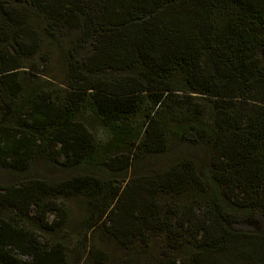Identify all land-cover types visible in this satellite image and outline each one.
Wrapping results in <instances>:
<instances>
[{
    "label": "trees",
    "instance_id": "16d2710c",
    "mask_svg": "<svg viewBox=\"0 0 264 264\" xmlns=\"http://www.w3.org/2000/svg\"><path fill=\"white\" fill-rule=\"evenodd\" d=\"M64 32L89 49L81 60L67 51L65 101L30 94L19 127L0 125V164L24 169L48 140L51 156L92 160L83 105L108 144L129 142L109 155L103 145L108 168H135L146 153L169 164L123 185L78 174L0 186V264H65L64 246L3 215L32 212L50 230L67 220L58 194L102 196L105 230L129 250L163 233L153 264H264V0H0V87L17 97L22 60Z\"/></svg>",
    "mask_w": 264,
    "mask_h": 264
},
{
    "label": "rangeland",
    "instance_id": "374dc122",
    "mask_svg": "<svg viewBox=\"0 0 264 264\" xmlns=\"http://www.w3.org/2000/svg\"><path fill=\"white\" fill-rule=\"evenodd\" d=\"M75 37L76 35L71 32H64L58 36L57 42L52 43L44 38L35 55L22 60L24 67L19 74L22 85L20 94L14 98L0 87L1 126L19 127L20 113L26 109L28 104L26 98L30 94L50 96L55 104L64 103L65 92L69 90L67 51L75 46V55L80 60L89 51L87 45L80 44ZM33 67L38 69L37 72L32 70ZM5 101H9L10 105H5ZM78 115V121L86 126L88 132L94 136V143L96 142L99 146V151L92 160L74 165L66 162L64 157L51 156L49 153L55 147L48 140L46 144L43 143V149L46 151L34 149L24 169L0 164V186L19 185L33 179L52 184L78 174H91L104 182L115 180L114 184L121 182L123 185L133 176V173L153 176L169 164L168 155L170 154L146 153L137 159L135 168L129 167L126 171L108 168L103 164L102 156L106 154L104 147L108 149L109 155L119 150L124 151L129 147V142L123 141L120 146L119 144L116 146L108 144L111 141L106 138V127L97 115L90 114L88 106L83 105ZM101 197L94 199L83 195L65 196L62 194L51 197L67 210V220L64 224H59L50 230L41 228L37 220L33 218L32 212L28 216H23L16 211L4 209L3 215L15 217L19 225L33 232L40 243H44L47 247L58 244L64 246L65 264H153V261L160 260L161 252L167 249L164 234L150 235L148 232L150 236L147 239L148 246L138 242L131 250L122 246L105 230L108 222L104 224L105 212H103L104 206L102 207L104 200ZM159 200L165 203L169 201V197L162 194ZM112 204L110 203L108 208H111ZM56 219L54 212L47 215L48 223ZM97 250H102L104 256L94 260L92 255Z\"/></svg>",
    "mask_w": 264,
    "mask_h": 264
}]
</instances>
